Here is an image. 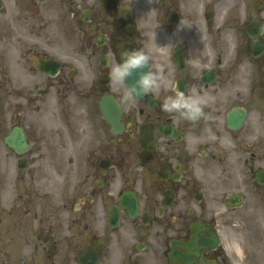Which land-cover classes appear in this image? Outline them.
<instances>
[{"label": "flooded vegetation", "instance_id": "flooded-vegetation-1", "mask_svg": "<svg viewBox=\"0 0 264 264\" xmlns=\"http://www.w3.org/2000/svg\"><path fill=\"white\" fill-rule=\"evenodd\" d=\"M166 2L142 7L140 16L135 9L116 12L114 3H70L77 30L61 27L55 33L51 12L39 3L5 4L0 264H82L80 257L89 250L95 256L89 264H184L171 261L172 241L187 240L194 221L215 226L210 205L218 202L220 180L237 183L235 157L242 139L239 129L229 128L227 114L234 106L249 113L264 97L255 74L249 87L257 92L244 93V56L263 68L264 60L251 56L245 18L206 38L196 3ZM261 11L250 16L260 19ZM184 13H191L188 21ZM132 50H143L150 71L160 76L139 99L129 97L126 81L113 73ZM210 52L219 54L217 66L210 67L216 75L212 84L200 79L207 68L198 75L195 66V55ZM174 56L183 57L185 66L176 67ZM167 60L170 67L162 62ZM178 91L202 100L197 120L164 109ZM151 95L159 106L148 104ZM111 100L120 111L117 121ZM101 101L111 121L103 116ZM145 124L154 135L147 145L139 141ZM16 128L28 143L23 153L6 143ZM125 192L137 196L134 216L128 201L127 207L120 202ZM255 232L243 230L237 253L220 244L203 252L198 264H264V238ZM251 236L257 238L253 249Z\"/></svg>", "mask_w": 264, "mask_h": 264}, {"label": "rangeland", "instance_id": "rangeland-1", "mask_svg": "<svg viewBox=\"0 0 264 264\" xmlns=\"http://www.w3.org/2000/svg\"><path fill=\"white\" fill-rule=\"evenodd\" d=\"M15 1L21 2V3H32L31 0H5V3H14ZM125 1V0H123ZM132 1V0H131ZM134 1V0H133ZM145 1H152V0H144ZM208 3H215V0H207ZM255 0H222L220 6H216V9L219 13V18L217 19L216 23H222L224 20L228 18V16L231 17L228 21L230 23H233L235 20V17H237L238 13L236 10L233 9L234 3H253ZM264 3L263 0H257ZM127 0L124 3H128ZM182 3H189L186 0H182ZM34 3H52V16L53 18H58L65 12L71 8V4H65L68 3V0H35ZM203 3V2H202ZM231 10V11H230ZM230 11V12H229ZM227 17V18H226ZM229 25V24H227ZM67 29H70V27H66ZM200 56H195V58L199 61ZM205 58V57H204ZM208 58L213 59L212 61H208V65L214 64V58L215 56H208ZM216 63V60H215ZM201 65H197L198 71L200 69ZM252 112H255L254 108ZM258 114H260V117L264 119V100H261V104H259ZM252 115V114H251ZM256 115L251 117L250 122V131L251 132L254 128L256 129ZM260 130L256 131L254 134L249 137L248 140L242 141V148L239 150L240 155L242 158H246L248 156H251L253 152H256L257 160L254 162L255 167L257 168L259 166H264V125L260 126ZM248 131V127L243 131L244 134H246ZM258 134V135H257ZM258 136L259 142H254L252 139L254 136ZM255 136V138H256ZM254 143V144H253ZM241 144V145H242ZM251 159V157H250ZM40 178V175L38 176ZM253 173L249 169V167L244 166L242 173L238 176L239 184L233 183V182H226L220 184V196L225 194L226 192H233L235 190H238L239 188L242 189V191L245 192L246 199L244 201V204L235 210H226L224 208L223 203H219L215 209L218 212L216 215V218L220 224H223L221 227L227 231L229 236L231 238H234L233 240L236 241L235 238H237V235L235 234L238 227L236 225H246L249 228L251 227H257L260 229H264V186L257 187L255 182L253 181ZM236 187H238L236 189ZM43 190V189H42ZM41 190V191H42ZM258 204V205H257ZM236 224V225H235ZM253 239V238H252ZM239 240V239H237Z\"/></svg>", "mask_w": 264, "mask_h": 264}, {"label": "clouds", "instance_id": "clouds-1", "mask_svg": "<svg viewBox=\"0 0 264 264\" xmlns=\"http://www.w3.org/2000/svg\"><path fill=\"white\" fill-rule=\"evenodd\" d=\"M179 30V29H178ZM171 45V44H170ZM150 57L143 50H132L125 54L122 63L117 64L113 73L118 80L127 82V78L132 75L133 69H144L148 66ZM160 76L150 71L141 72L140 79L137 81L139 88L135 85L129 87V97H139L154 89ZM202 100L198 96H185L182 92H177L175 97H169L163 107L166 111H176L189 120H197L202 114Z\"/></svg>", "mask_w": 264, "mask_h": 264}, {"label": "water", "instance_id": "water-1", "mask_svg": "<svg viewBox=\"0 0 264 264\" xmlns=\"http://www.w3.org/2000/svg\"><path fill=\"white\" fill-rule=\"evenodd\" d=\"M241 119H239V121ZM238 122H236L237 124H235V126L240 124V122ZM257 179L260 183H264V170L258 173ZM236 201L238 202V199H236ZM202 233L203 232L201 227L199 225H196L194 227V234L192 235L191 241L185 244L187 246L188 251L187 253H182V255H198L201 247L208 248L210 246H214L218 242V237L215 233L208 232L207 235H203Z\"/></svg>", "mask_w": 264, "mask_h": 264}]
</instances>
